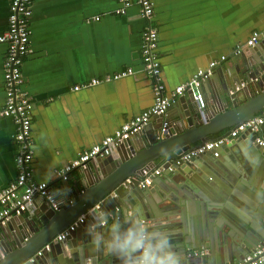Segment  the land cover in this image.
<instances>
[{
  "label": "water",
  "instance_id": "95a60500",
  "mask_svg": "<svg viewBox=\"0 0 264 264\" xmlns=\"http://www.w3.org/2000/svg\"><path fill=\"white\" fill-rule=\"evenodd\" d=\"M204 83L212 99L210 111L199 108L194 90H188L165 114L154 116L158 124L150 122L134 138L118 144L117 155L89 162L74 185L62 180L65 188L59 193L58 209L43 198L30 216L23 211L10 217L0 228V264H121L115 255L95 247L86 231L99 211L106 213L108 224L98 230L109 238L112 223L123 233L134 228L132 218L139 217L149 230L168 235L183 264H235L263 246L264 146L255 141L258 132L245 130L223 144L218 157L206 152L172 171L164 161L264 114V37L250 50L218 64ZM230 151L235 154L227 155L231 162L222 157ZM160 165L164 171L159 178L166 180L167 174L170 183L164 185L155 177L151 185L140 187L143 170ZM175 184L184 191L178 192ZM39 195L35 192L31 200ZM84 214L83 224L65 239H56ZM200 248L208 252L185 256L187 249ZM129 264H135L131 256Z\"/></svg>",
  "mask_w": 264,
  "mask_h": 264
},
{
  "label": "crops",
  "instance_id": "0c3cea01",
  "mask_svg": "<svg viewBox=\"0 0 264 264\" xmlns=\"http://www.w3.org/2000/svg\"><path fill=\"white\" fill-rule=\"evenodd\" d=\"M154 3L151 26L158 31L162 78L169 90L189 81L199 69H207L212 60L218 64L228 62L250 50L245 42L253 31L264 37V0H154ZM10 4L11 0H0V33L8 28ZM119 7L118 0L33 2L32 51L22 65L21 89L33 103V177L50 185L60 206L59 193L65 184L55 176V169L65 166L154 102L153 82L144 70L141 52L147 22L136 3L124 14L116 12ZM238 45L240 53L236 52ZM6 54L7 45L0 43V110L5 104ZM127 67L134 68V73L105 79ZM94 78L99 82L91 83ZM204 81L199 90L206 99L204 108L210 111L212 99ZM75 85L80 88L75 90ZM151 122L158 124L155 117ZM16 130L13 117L0 118V190L15 181L18 174ZM245 141L248 144L249 140ZM117 147H113L111 155L118 154ZM229 154L235 157L233 151L222 157L231 162ZM93 163L97 164V160L90 162ZM164 175L168 179L157 178L166 185L170 178ZM81 176L82 169L73 170L70 183L74 185ZM179 187L176 185L177 191L183 192ZM43 198L39 195L35 202L31 200L25 211L28 216L39 210L37 205ZM107 224L106 219V224L100 226ZM189 250L185 256L190 259Z\"/></svg>",
  "mask_w": 264,
  "mask_h": 264
},
{
  "label": "built area",
  "instance_id": "2783aa9c",
  "mask_svg": "<svg viewBox=\"0 0 264 264\" xmlns=\"http://www.w3.org/2000/svg\"><path fill=\"white\" fill-rule=\"evenodd\" d=\"M120 7L116 9L118 14H124L136 3L139 7V13L147 22V27L142 33V62L144 70L152 79L154 102L153 104L121 124L112 134L105 136L101 141L93 144L80 152L75 158L69 161L65 166L55 169V176L61 180L69 179L71 172L75 169L85 168L89 162L99 157H107L111 155L115 145L120 144L144 130L154 116L163 115L167 112L170 104L179 96L188 90H194V98L199 108H204L206 99L202 91L199 90L202 82L211 75L213 69L218 65V61L212 60L207 69H199L192 78L172 90L167 89L161 71V63L159 58V35L156 28L151 26V20L155 13L154 0H118ZM34 0H11L10 14L8 18V28L0 33V43L7 45V54L4 59V89L5 104L0 110L1 117H13L15 119L17 130L15 141L18 146L16 154V165L18 174L8 187L0 190V228L7 220L17 214L28 209L32 195L39 191L41 195L49 201L54 209L60 207V202L50 189V185L43 181H37L33 177L32 159H33V139H32V107L31 98L22 91L21 84L22 65L25 58L31 53V28L30 18L33 11ZM262 38V34L253 31L245 44L249 47L257 45ZM241 51V45H238ZM222 60L225 56L221 57ZM134 73V68L127 67L105 77V79H117ZM99 79H92L91 83H97ZM75 90L80 85L73 87ZM264 124V114L255 118L239 122L230 127L224 134L204 142L194 145L191 149L178 154L175 158L166 161L167 169L172 171L176 165L211 152L214 157L220 155L221 146L232 139L237 138L245 130L258 132L259 136L255 141L258 145L264 146V133L262 126ZM167 122L163 123L162 132L165 130ZM164 168H145L143 170V178L139 186L146 188L151 185L153 179L159 176ZM86 215H82L72 222L68 227L61 231L57 236V240H63L74 231L79 225L85 222ZM106 222L102 225H105ZM206 250L191 249L188 256H201ZM41 254V250L37 251ZM32 261L33 258H30ZM264 263V245L256 250L247 253L243 258L239 259L235 264H263Z\"/></svg>",
  "mask_w": 264,
  "mask_h": 264
},
{
  "label": "clouds",
  "instance_id": "9594fccd",
  "mask_svg": "<svg viewBox=\"0 0 264 264\" xmlns=\"http://www.w3.org/2000/svg\"><path fill=\"white\" fill-rule=\"evenodd\" d=\"M105 222L106 213L99 211L86 231L95 247L115 255L121 264H129L130 256L135 264H183L181 253L172 247L168 235L158 230H149L139 217L132 218L135 227L129 226L123 233L119 231L117 223H112L111 238L104 231L98 230Z\"/></svg>",
  "mask_w": 264,
  "mask_h": 264
},
{
  "label": "trees",
  "instance_id": "16d2710c",
  "mask_svg": "<svg viewBox=\"0 0 264 264\" xmlns=\"http://www.w3.org/2000/svg\"><path fill=\"white\" fill-rule=\"evenodd\" d=\"M228 129H229V128H227V129H225V130H223V131H220V132H218V133L212 135L211 138H215V137H217V136H220V135L224 134Z\"/></svg>",
  "mask_w": 264,
  "mask_h": 264
},
{
  "label": "bare ground",
  "instance_id": "6f19581e",
  "mask_svg": "<svg viewBox=\"0 0 264 264\" xmlns=\"http://www.w3.org/2000/svg\"><path fill=\"white\" fill-rule=\"evenodd\" d=\"M212 139V138H211Z\"/></svg>",
  "mask_w": 264,
  "mask_h": 264
}]
</instances>
